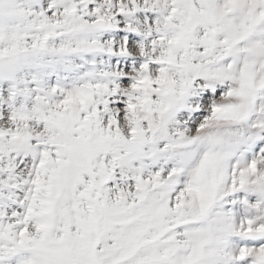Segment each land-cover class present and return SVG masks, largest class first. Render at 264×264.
I'll use <instances>...</instances> for the list:
<instances>
[{"label": "snow or ice", "instance_id": "1", "mask_svg": "<svg viewBox=\"0 0 264 264\" xmlns=\"http://www.w3.org/2000/svg\"><path fill=\"white\" fill-rule=\"evenodd\" d=\"M0 264H264V0H0Z\"/></svg>", "mask_w": 264, "mask_h": 264}]
</instances>
